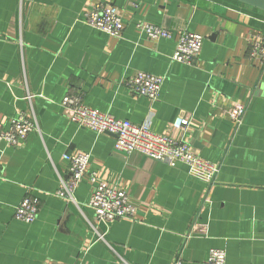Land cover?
<instances>
[{"label":"crops","instance_id":"obj_1","mask_svg":"<svg viewBox=\"0 0 264 264\" xmlns=\"http://www.w3.org/2000/svg\"><path fill=\"white\" fill-rule=\"evenodd\" d=\"M100 2L119 8L121 36L86 24L85 12ZM142 22L173 35L153 40L137 28ZM186 30L204 36L192 64L172 60ZM252 38H264V11L235 0H0V126L19 113L34 114L39 126L0 148V264H119L89 223V175L78 203L57 195L60 176L70 177L64 154L79 152L137 207L106 235L130 262L173 264L181 255L183 264H209L212 249H225L227 264H264V64L252 55ZM138 70L165 77L156 102L126 84ZM67 94L134 123L152 117L153 131L219 164L216 177L115 150L114 135L70 120ZM234 103L246 108L239 126ZM179 116L190 119L186 131L174 126ZM29 187L41 200L31 224L14 216Z\"/></svg>","mask_w":264,"mask_h":264},{"label":"built area","instance_id":"obj_2","mask_svg":"<svg viewBox=\"0 0 264 264\" xmlns=\"http://www.w3.org/2000/svg\"><path fill=\"white\" fill-rule=\"evenodd\" d=\"M84 20L89 26L106 32L111 36H121L125 25L119 8L110 2H100L91 6L84 14ZM137 28L147 37L158 40L171 38L172 31L163 26L150 22H142ZM251 40V52L261 64H264V38ZM204 36L188 30L183 31L172 60L192 64L201 52ZM165 77L154 73L138 70L126 80V84L133 93L145 96L156 102L161 95ZM68 110L70 120L80 128L92 129L97 133H110L115 136L114 148L119 152L131 154L139 152L149 158L165 162L172 167L184 163L190 168L192 175L213 181L219 171V164L206 160L196 154L191 145L184 141H177L168 134L157 133L152 130V117L142 123H134L129 119H122L114 115L92 108L83 103L81 94H67L62 101ZM245 105L234 103L230 112L231 118L237 126L241 125L245 115ZM177 129L186 131L190 126L189 117L179 116L174 122ZM39 128L35 115L19 113L11 119L8 127L0 126V148L2 146H17L27 139L29 134ZM69 162L70 177L60 176L61 188L57 191L59 197L68 202L78 203L76 190L86 175L92 182V192L88 206L94 212L95 222L89 221L97 232L98 240L106 242L119 258V264H135L119 254L106 238L110 225L122 218H134L136 205L130 200L128 192L117 184H109L100 178L97 172L88 170L90 154L79 152L64 154ZM41 200L33 194L32 188L15 208V218L22 222L33 223L40 212ZM95 224H103L105 232H100ZM209 264H227L225 249H212L209 252ZM183 258L178 255L173 264H183Z\"/></svg>","mask_w":264,"mask_h":264},{"label":"water","instance_id":"obj_3","mask_svg":"<svg viewBox=\"0 0 264 264\" xmlns=\"http://www.w3.org/2000/svg\"><path fill=\"white\" fill-rule=\"evenodd\" d=\"M242 4L264 11V0H235Z\"/></svg>","mask_w":264,"mask_h":264}]
</instances>
